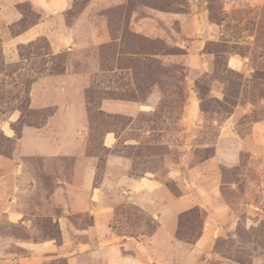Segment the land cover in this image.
Listing matches in <instances>:
<instances>
[{"label":"rangeland","instance_id":"obj_1","mask_svg":"<svg viewBox=\"0 0 264 264\" xmlns=\"http://www.w3.org/2000/svg\"><path fill=\"white\" fill-rule=\"evenodd\" d=\"M91 1L74 0L64 19L71 21V18L80 16ZM208 2L212 19L225 21L222 24L225 34L221 42L208 44L209 53L216 55L208 57L214 66L205 72L188 68L189 52L184 46L188 43H179L178 26L170 31L157 21L156 25L150 24L157 28L156 35L148 37L136 34L128 24L133 12L134 17L140 19L150 15L149 7L184 11L192 4L190 0H127L111 10V21L108 16L113 42L104 46L87 45L72 53L59 54L52 52L45 37L26 44L10 43L12 37L45 18L28 1L17 4L13 8L14 13H22L24 19L8 28L3 27L0 33V177L6 175L0 181V210L7 205L16 186L19 190L22 186L25 188L31 182L25 179L35 176L40 190L18 196L22 206L28 210L39 204L43 214L47 204L52 203L46 197L48 189L60 182L67 188L64 191L60 189L57 203L62 206L69 204L73 208L60 213L71 221L72 231L104 219L95 217V208L84 213L92 199L82 190L84 183L80 182L79 175L86 169L82 159H72L73 155L56 159L23 157L26 152L34 155L32 143L29 147L22 145L24 129L43 128L50 123L57 126L70 123L66 113L67 98L76 96L77 91H83L82 99L87 104L90 138L87 150L75 155L98 158L93 166L97 173L94 186L101 184L107 171L106 161L111 156L120 155L131 160L130 173L140 178H148L152 173L164 178L171 166L211 160L215 157V149L204 146L214 145L218 138L219 132L212 125L214 121L218 124L223 122L236 106L240 111L250 109L247 116L235 118L242 135H250L252 123L264 117V105L261 103L264 99V5L254 3V0H247V3L245 0ZM87 13V17L80 20L84 21L85 29H92V26L100 28V6H93ZM60 23H63L62 19L55 17L53 28L62 33ZM146 32L150 33L149 30ZM87 35L92 38L87 31H82L80 39ZM230 53L248 60L247 71L239 73L227 68ZM69 67L72 79L56 82L48 78L66 76ZM216 89H222L223 101L213 97ZM191 91L201 98L204 111L200 133L186 132L182 121V112ZM104 100L141 103L151 107V112L136 118L107 114L100 111ZM55 114L57 117L52 122ZM111 130L121 137L118 147L113 150L103 145L105 133ZM44 133L47 135L45 130ZM29 135L34 142L39 140L40 134ZM134 139L140 144L132 146L130 143ZM246 139L249 140L247 148L241 150L237 158H221L204 165L207 174L215 178L209 184L216 186L220 183L222 198L231 206L233 219L225 223L226 234L214 239L213 248L202 264H264V142L254 136ZM256 141L259 142L255 144ZM23 161L28 168L27 173L17 176L16 169ZM111 171L118 172L115 168ZM166 185L177 193L174 181L167 180ZM96 200L99 201L98 196L93 198V203ZM117 210L112 215L114 223L118 221L123 225L119 232L126 236L151 235L157 228V221L143 208L123 203ZM51 217L30 214L35 239L58 236L57 224L52 223ZM180 219L178 237L193 244L202 234L209 213L196 207L182 214ZM0 234L25 238L29 233L23 226L10 224L1 217ZM100 254L103 255L102 252ZM44 264L67 262L50 259Z\"/></svg>","mask_w":264,"mask_h":264},{"label":"crops","instance_id":"obj_2","mask_svg":"<svg viewBox=\"0 0 264 264\" xmlns=\"http://www.w3.org/2000/svg\"><path fill=\"white\" fill-rule=\"evenodd\" d=\"M26 1L31 3L36 10L42 12L45 18L31 25L21 34L12 37L10 43L14 45L26 44L39 37H45L52 52L59 54L63 52L72 53L87 45L104 46V44L113 42L111 40L113 29L109 26L112 20L110 13L112 9L122 6L127 0H92L84 13L71 18V21L64 19V16L71 10L74 0H0V33H2L3 27L4 29L5 27L8 28L24 19V15L14 13L13 8ZM190 1L192 4L189 5L188 10L179 12L146 7L150 11V15L138 19L134 17L133 12L129 24L136 34L148 37L156 35L158 30L151 25H156L157 21L162 22L170 31L175 25L178 26L179 43H188L184 44L189 52L188 68L205 72L214 66L208 57L216 55L209 53L207 46L209 43H219L223 40L222 36L225 33L222 30L224 27L222 24L225 21L219 22L212 19L208 0ZM245 1L247 3V0ZM254 3L264 5V0H254ZM95 5H99L101 9V14L98 17L100 28L92 26V29L86 30L84 21L80 22V20L85 19L88 15L87 11ZM55 17L63 21L60 23L62 33L59 32V29L53 28ZM77 22L79 23L76 24ZM146 30H149L150 33L148 34ZM82 31H87V34H91L92 38L87 35L80 39ZM247 61V59L230 53L227 68L242 73L247 71ZM66 74V76L48 78L56 82H64V79L67 78L72 79L70 67L67 68ZM39 83L36 84L39 85ZM82 92L77 91L76 96L67 98L69 103L66 113L71 120L67 125L57 126L50 123L43 128L27 127L24 129L22 145L29 147V144L32 143L34 155H28L26 152L23 157L24 159H56L70 158L69 156L73 155L72 159H82L86 169L79 175L82 179L80 182L84 183L82 185L84 193H88L92 199L88 205V210H84V213L91 212L95 208V217L99 216L104 219L95 220L88 227L72 231L70 228L72 226L71 221L62 217L63 215L60 213H67L73 208L69 204L62 206L57 203V199L60 197V189L64 191L67 188L63 184H59L60 182L55 187L53 185L54 188L52 187L51 190L48 189V196L46 197L51 199L52 203L47 204V209L44 208L43 214L39 204L34 209L29 208L30 210H28L22 206V200L18 196L23 197L40 190L38 178L29 176L25 181L31 180L30 184L25 188L22 186L20 190L16 186L7 205L0 210V218H5L10 224L23 226L29 234L25 238L0 234V264H44L50 259H64L67 264H202L204 257L213 248L214 239L226 234L225 223L228 224L233 219L231 206L222 198L220 183L216 186L209 184L210 182L213 183L215 178L212 177L213 175L207 174L204 165L215 163L221 158H237L238 153L247 148L249 140L246 138L254 136L256 140L263 143L264 117L261 116L259 120L252 123L249 137L243 136L240 125H237L235 118L247 116L250 109L243 108V111H240V107L236 106L223 122L218 124L217 121H214L212 125L219 132L218 138L214 145L206 144L204 147L214 148L215 157L204 162L200 161L197 164L182 162L175 167L171 166L164 178L157 173L149 174L148 178L136 177L130 173L131 160L120 155L111 156L106 161L107 171L103 175L101 184L94 186L97 173L93 166L97 164L98 158L75 155L82 150H87L90 138L89 124L87 123L88 112H86L87 104L82 99ZM191 92L187 97V105L182 112V121L186 132L200 133L203 128L200 123L204 111L201 109V98L194 91ZM213 97L219 101H223L225 98L222 89L214 90ZM261 103L264 105V99L261 100ZM100 111L111 115L136 118L142 113H150L151 107L141 103L104 100ZM58 114L60 115L59 111ZM56 117L57 114L52 117V122ZM215 124L218 125L215 126ZM29 133L33 136L35 133L40 134L39 140L36 142L31 140ZM120 139L121 137L115 131H108L104 135L103 145L107 149L113 150L118 147ZM258 142L256 141L255 144ZM186 143L187 145L190 144L189 141ZM124 144L129 143L124 142ZM130 144L136 146L140 142L134 139ZM23 162L16 169L17 176H21L28 170L25 161ZM114 168L118 171L117 173L111 171ZM5 176H1L0 181ZM167 180L174 181L177 193L169 189L166 185ZM43 188L47 187L43 186ZM95 196H98L99 201L96 200L93 203ZM123 203H130L146 210L157 221V228L154 233L151 235L140 234L135 237L126 236L119 232L123 225L118 224V221H116L117 224L114 223L112 215L118 212V207ZM196 207L206 210L209 213V219L204 223L202 234L193 244H190L178 237V230L181 215ZM30 214L45 218L51 215L52 223L57 224L58 236H48L47 239L41 240L35 239L32 233L34 226ZM55 214L57 215L55 216ZM230 218L231 220L228 222ZM101 252L103 255L100 254Z\"/></svg>","mask_w":264,"mask_h":264},{"label":"trees","instance_id":"obj_3","mask_svg":"<svg viewBox=\"0 0 264 264\" xmlns=\"http://www.w3.org/2000/svg\"><path fill=\"white\" fill-rule=\"evenodd\" d=\"M121 19H122V18H121ZM129 23H130V19H129V21H128V24H129ZM33 25H34V24H33ZM28 28H29V27H28ZM28 28H27V29H28ZM52 55H53V54H52Z\"/></svg>","mask_w":264,"mask_h":264}]
</instances>
